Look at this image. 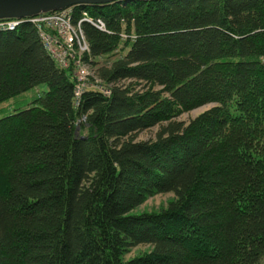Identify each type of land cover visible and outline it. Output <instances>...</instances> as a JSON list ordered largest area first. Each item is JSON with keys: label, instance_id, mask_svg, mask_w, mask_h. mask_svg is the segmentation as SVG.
Returning a JSON list of instances; mask_svg holds the SVG:
<instances>
[{"label": "trees", "instance_id": "trees-1", "mask_svg": "<svg viewBox=\"0 0 264 264\" xmlns=\"http://www.w3.org/2000/svg\"><path fill=\"white\" fill-rule=\"evenodd\" d=\"M82 10L107 96L89 82L76 101L31 24L0 33V103L48 88L0 119V264H264V0Z\"/></svg>", "mask_w": 264, "mask_h": 264}, {"label": "built area", "instance_id": "built-area-1", "mask_svg": "<svg viewBox=\"0 0 264 264\" xmlns=\"http://www.w3.org/2000/svg\"><path fill=\"white\" fill-rule=\"evenodd\" d=\"M74 7L22 19H0V33L14 32L23 23L31 24L49 58L60 69L71 72L76 82V101L85 90L92 87L89 82H95L94 89L107 96L109 89L96 85L100 80L84 60L85 55L89 53V46L80 27V24L86 21L92 25L98 23L102 29V22L94 21L82 10L79 20L74 23Z\"/></svg>", "mask_w": 264, "mask_h": 264}, {"label": "rangeland", "instance_id": "rangeland-1", "mask_svg": "<svg viewBox=\"0 0 264 264\" xmlns=\"http://www.w3.org/2000/svg\"><path fill=\"white\" fill-rule=\"evenodd\" d=\"M88 13V11H86ZM125 42H123V45ZM122 45V46H123ZM122 51V50H121ZM116 56H110V57H104L97 59V63L99 65L101 64H109L111 60L119 58L121 56L120 50L118 52H115ZM88 63V62H87ZM48 91V88L45 84L38 85L22 94L16 95L2 103H0V119L12 114L14 111H18L24 108H28L32 106V102L38 98L41 97L45 92ZM209 106L202 107L199 109H196L190 113L183 114L179 117L180 120L187 121L189 118H193L200 114L201 112L208 109ZM157 130V127L150 129L148 131H145L141 133L138 137L139 140H152L154 138V134ZM173 199L172 194H159L155 195L153 197H150L146 200L145 203H143L141 206L137 207L135 210H133L132 214H139L142 212H158L159 210L166 207L169 200ZM151 247L148 245H140L136 246L129 250V252L125 255L124 259L129 260L136 256H141L143 254L150 253Z\"/></svg>", "mask_w": 264, "mask_h": 264}, {"label": "water", "instance_id": "water-1", "mask_svg": "<svg viewBox=\"0 0 264 264\" xmlns=\"http://www.w3.org/2000/svg\"><path fill=\"white\" fill-rule=\"evenodd\" d=\"M122 0H0V19H22L78 6H103Z\"/></svg>", "mask_w": 264, "mask_h": 264}]
</instances>
